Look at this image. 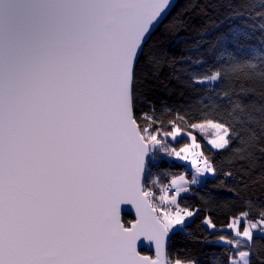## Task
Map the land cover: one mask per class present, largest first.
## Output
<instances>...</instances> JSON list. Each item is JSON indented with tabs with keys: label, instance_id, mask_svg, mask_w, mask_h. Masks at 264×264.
Masks as SVG:
<instances>
[{
	"label": "snow or ice",
	"instance_id": "snow-or-ice-1",
	"mask_svg": "<svg viewBox=\"0 0 264 264\" xmlns=\"http://www.w3.org/2000/svg\"><path fill=\"white\" fill-rule=\"evenodd\" d=\"M171 7L170 0H0V264H165L170 231L193 212L178 201L188 191L184 176L171 180L174 192L154 190L161 130L137 110L141 102L151 106L137 65ZM256 15L264 18V0ZM230 33L216 44L234 40L243 51ZM259 55V63L234 65V78L217 68L189 81L226 85L212 90L208 107L229 119L204 115L189 126L250 168L257 150L264 155V50ZM184 119L170 121L164 139L191 143L165 150L191 156L197 173H214L197 137L182 132ZM121 204L136 209L131 227L121 222ZM228 227L243 238L228 241L247 249L239 252L242 264H253V256L264 264V249L255 247L256 235L264 237V210L259 220L244 212ZM142 235L155 242V258L137 251Z\"/></svg>",
	"mask_w": 264,
	"mask_h": 264
},
{
	"label": "trees",
	"instance_id": "trees-1",
	"mask_svg": "<svg viewBox=\"0 0 264 264\" xmlns=\"http://www.w3.org/2000/svg\"><path fill=\"white\" fill-rule=\"evenodd\" d=\"M258 11L260 0H178L150 35L139 56L137 74L151 89L146 92L151 106L141 102L137 110L156 119V126L161 130L159 138L165 143V146H158L151 168V178L157 181L154 190L159 193L170 177L191 176V170L165 150L179 149L184 143H190L187 136L180 144H175L169 137L164 139L171 127L170 121L178 120V116L185 117L178 121L182 132H191L197 137L201 145L199 150L216 169L213 177L206 178L203 184L191 187L188 194L178 198L181 206H187L193 216L182 230L170 233L166 249L169 264L189 263L190 260H195L196 264H228L229 258H235L247 249L243 245L229 244V240L239 238L224 228L244 212H248L252 220H259V213L264 210V155L257 150L255 166L250 168L230 151L212 149L206 133L189 126V122H198L204 115L229 119L226 111H212L208 107L212 90L222 92L227 90L226 85L216 88L212 84L206 89L204 85L189 81L217 68L234 78L237 72L232 68L237 63L260 62L259 53L264 50L261 47L264 44V31H261L264 18L256 15ZM229 28L232 29L230 35L235 34L244 43L243 51H237L234 40L216 44L215 38ZM258 143L264 146V138ZM228 172L231 176L226 175ZM208 219L213 221L215 228L206 225ZM122 221L128 225L132 218L123 214ZM245 223L248 219H243V226ZM255 247L258 251L264 249V237L259 234ZM252 261L257 264L255 256Z\"/></svg>",
	"mask_w": 264,
	"mask_h": 264
},
{
	"label": "water",
	"instance_id": "water-1",
	"mask_svg": "<svg viewBox=\"0 0 264 264\" xmlns=\"http://www.w3.org/2000/svg\"><path fill=\"white\" fill-rule=\"evenodd\" d=\"M178 0H170V3L172 5L171 7V10L173 9V7L175 6V4L177 3ZM170 10V11H171ZM170 13V12H169ZM168 13V14H169ZM161 24V23H160ZM159 24V25H160ZM158 25V26H159ZM158 26H156L152 31H151V34L158 28ZM150 34V35H151ZM150 35L147 37L146 41L148 40V38L150 37ZM146 43V42H145ZM144 43V44H145ZM143 44V46H144ZM141 54V51L139 53V56ZM123 214H127V215H130V217L132 218V222H130L128 225H126L127 227H131V225L133 223H135L137 220H139V216L137 215V212H136V209L133 205L131 204H121L120 205V211H119V215H120V219H121V222L123 223L122 221V216ZM169 238H170V233H169V237L166 241V246H165V256H164V260H165V264H169L168 263V259H167V244L169 242ZM136 249L137 251L142 255V256H148L150 258H155L156 256V245H155V242L153 240H150L146 235H142L139 237V239L136 241ZM144 250L146 251L147 253H150V254H143L141 251Z\"/></svg>",
	"mask_w": 264,
	"mask_h": 264
},
{
	"label": "crops",
	"instance_id": "crops-1",
	"mask_svg": "<svg viewBox=\"0 0 264 264\" xmlns=\"http://www.w3.org/2000/svg\"><path fill=\"white\" fill-rule=\"evenodd\" d=\"M173 157H174V156H173ZM174 159H175V158H174ZM175 160H177V159H175ZM188 160H189V159H187V160H185V161H188ZM177 161L180 162V163L185 164V161H184V160H177ZM213 175H214V173H206L205 176H203V175L198 174V173H197V174H193V172L191 171V176H190V178H187V177H186V179H185V184H184V186L188 188V191H187L186 193H181L180 197L183 196V195L188 194L189 191H190V188H191V187H194V186H197V185H201V184H203L204 181L206 180V178H211V177H213ZM180 176H182V175H180ZM185 176H186V175H185ZM193 176L196 177V183H192V178H193ZM177 177H179V176H177ZM177 177H174V178H172V179H175V178H177ZM177 180H178V178H177ZM174 191H175V189H174ZM174 191H173V192H174ZM240 218H241V217H240ZM187 221H188V220H187ZM187 221H186V222H187ZM247 224H248V223H245L244 226H247ZM175 227H179V228H177V229H175V230H180L183 226H181V225H177V226H175ZM224 229L233 232L234 235H235V230H234V229H231V228L228 227V226H226ZM175 230H172V231H175ZM237 238H238V237H237ZM239 239H242V240H243L242 237H239ZM233 260H235V261L237 262V264H242V261L240 260L239 254H238L235 258H233Z\"/></svg>",
	"mask_w": 264,
	"mask_h": 264
},
{
	"label": "rangeland",
	"instance_id": "rangeland-1",
	"mask_svg": "<svg viewBox=\"0 0 264 264\" xmlns=\"http://www.w3.org/2000/svg\"><path fill=\"white\" fill-rule=\"evenodd\" d=\"M203 136H205V135H203ZM169 138H171V137H169ZM162 139V138H161ZM163 140V139H162ZM190 143H191V140H190ZM207 143H208V141H207ZM208 145L212 148V146L208 143ZM161 146H165V143H164V141H163V143L161 144ZM212 149H214V148H212ZM197 151H200L199 149L197 150ZM174 158L175 159H177V160H180V159H178V158H176L175 156H174ZM185 161V160H184ZM185 165L188 167V169H190L192 172H193V174H197V172H196V165H193L192 163H191V156L189 157V160L188 161H185ZM198 174H201V173H198ZM205 174L206 173H203V174H201V175H203V176H205ZM182 176H184V178L186 179V176L183 174ZM180 177V176H179ZM179 177H177L178 179H179ZM177 178H175V179H177ZM193 216V215H192ZM192 216L191 217H186V221L187 220H189L190 218H192ZM206 225L209 227V228H212V227H210L207 223H206ZM177 228H179V227H174V229L173 230H175V229H177ZM172 231H170V233H171ZM173 264H176V262L175 263H173ZM180 264H189V263H182V262H180Z\"/></svg>",
	"mask_w": 264,
	"mask_h": 264
},
{
	"label": "built area",
	"instance_id": "built-area-1",
	"mask_svg": "<svg viewBox=\"0 0 264 264\" xmlns=\"http://www.w3.org/2000/svg\"><path fill=\"white\" fill-rule=\"evenodd\" d=\"M162 143H163V140H162ZM171 178H172V177H170V181H169V182L166 184V186H165V187H168V188H169V189H170V190L173 192V191H174V189H172V188H171V183H170V182H171V180H172Z\"/></svg>",
	"mask_w": 264,
	"mask_h": 264
}]
</instances>
